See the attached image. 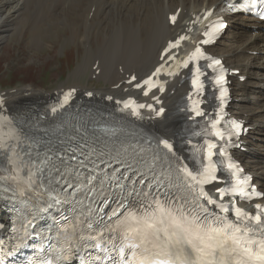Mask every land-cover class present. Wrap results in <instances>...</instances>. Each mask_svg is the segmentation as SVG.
I'll return each mask as SVG.
<instances>
[{
  "label": "bare ground",
  "instance_id": "bare-ground-1",
  "mask_svg": "<svg viewBox=\"0 0 264 264\" xmlns=\"http://www.w3.org/2000/svg\"><path fill=\"white\" fill-rule=\"evenodd\" d=\"M177 8L178 20L171 26L168 15ZM209 8L221 14L226 10L224 0H0V23L5 18H19L17 22L23 24L27 16L32 28L41 26L44 22L63 26L67 25L71 13H79L83 29L79 42L82 40L81 45L85 52L75 72L90 70L92 74L94 70H91V66L93 62H97L98 73L95 78L102 80L106 88L94 89L93 96L102 100L105 95L119 98L131 95V85L137 81L126 84L125 75L134 73L138 80L147 75L159 63V54L166 41L172 39L177 32H183L187 23L198 12ZM226 18L230 27L213 46V51L227 65L240 69V74L248 78L242 83H234L231 110L251 127L243 138L248 151L241 153L240 158L246 169L252 173L254 181L264 191V31L257 29L254 21L243 16L233 15ZM94 28L101 29L104 33L95 50L90 43ZM34 37L32 48L42 50L45 42L40 36ZM253 50H257L259 54H251ZM76 87L81 92L90 90L87 86ZM169 90L173 92L164 96L168 114L161 121L149 124L166 136H171L180 125L178 115L173 111L185 87L183 83L172 82ZM25 91L16 89L5 93L6 104L14 109L23 101L43 100L46 96L43 91L36 89H29L28 93ZM250 94L253 96L250 97ZM255 103L259 105L251 106ZM241 104L246 109L244 112L240 109ZM47 115L46 106L32 114L33 122L40 129V135L35 141L39 138L52 140L63 131L56 122L42 123L41 120ZM7 136L0 128V142H4ZM104 175L111 177L110 172H105ZM5 216L0 208V221Z\"/></svg>",
  "mask_w": 264,
  "mask_h": 264
},
{
  "label": "snow or ice",
  "instance_id": "snow-or-ice-1",
  "mask_svg": "<svg viewBox=\"0 0 264 264\" xmlns=\"http://www.w3.org/2000/svg\"><path fill=\"white\" fill-rule=\"evenodd\" d=\"M264 3V0H261ZM257 0H251V6L255 8ZM248 7L247 3L243 5ZM210 15V13H209ZM173 21L175 17L172 18ZM225 27L222 21H217L212 28L205 32L204 35L207 39H204L201 43L208 44L220 31ZM181 39H184L181 37ZM178 47V43H170L169 49ZM167 51V50H166ZM205 53L200 46H197L195 50L190 54L188 59L183 62L184 68H189L190 63L193 64L192 72V86L195 90H199L203 87L200 80V66L198 61L204 58ZM213 64L220 65L221 61L213 60ZM157 73L160 72L158 68ZM175 75V73H169ZM135 79V78H133ZM216 84L222 85L225 83L223 73L216 78ZM144 85H149L148 91H151L152 87H156L152 83L151 78L144 81ZM140 87L141 85H137ZM160 91H163V86H159ZM71 92L67 93L64 98V102L67 103ZM145 95L148 94L146 91ZM228 95L227 89L222 88L220 91L221 101ZM159 102V101H157ZM134 104V102H132ZM132 104L126 103L125 108H132V114L139 115L138 108H144L146 105L140 104L136 107H132ZM149 109H152L151 105H147ZM56 111L55 108L52 109ZM163 109H160L157 114L162 113ZM192 111L197 116L203 115L200 111L198 102L194 103ZM223 109L221 108V112ZM8 122L7 117L2 118ZM10 123V122H9ZM220 124V119H215L211 122L212 131L209 135L218 139H223L221 131L218 130L217 125ZM233 126L237 129V135L241 125L233 122ZM165 148H170L167 141H162ZM203 151L205 153L204 159L207 161L203 165V170L196 172L189 171L186 167L181 171L184 174L187 183V188L194 196L193 200H184L183 203H177L167 193L164 195V199L159 198V191L152 194L151 198L149 193H142L133 189L128 192V195L120 200H114L116 207L112 209L111 217H115V221L112 225H105V231L119 232L127 243L125 247L130 249V257H126L124 247L119 250V260L115 261V264H248L249 261H256L259 264H264V219L259 213H264V208L260 204L255 207L258 210V214H250L245 212L240 207L235 205L231 206V211L234 215V219L229 218L226 215H219L215 212H209L207 207L198 203L200 198H205L207 204H212L218 207L221 212L229 213L230 206L227 203H217L216 200L208 198V193L205 191L203 185L211 180L215 179L213 175L215 165L213 163V157L215 155L214 149L217 148L216 143L211 139L204 141ZM15 146H13L14 148ZM0 150L6 151L7 145L0 142ZM14 155H17L14 153ZM72 159H76L75 156ZM6 162L15 163L11 157H6ZM49 163V158H45L42 161L43 165ZM79 166L84 167V161H79ZM229 168L234 167L233 164L228 165ZM131 168V165L128 166ZM0 170L8 171L0 167ZM15 175L9 174L3 179L16 182L17 190L21 183L26 184L29 189H32L36 185L34 179L36 173L29 169L27 178H23L19 175L20 169L17 167L14 169ZM42 172L43 169H40ZM59 171V170H57ZM70 168H65L64 172H60V178L56 180L57 183L61 182V178L64 179L66 188H72L73 184L67 181L65 173L70 172ZM80 173L77 172V178L80 177ZM106 179L107 175L105 176ZM114 179L115 177H111ZM96 176H89L88 181L91 184L96 180ZM51 183V180L49 181ZM104 180L100 181V184H104ZM141 179L139 183H143ZM248 185V180H238L230 190L226 189L219 191L220 201H224L227 195L242 193L244 187ZM123 188V185H119ZM243 186V187H242ZM40 187H43L41 184ZM151 187V184L149 185ZM159 189V185L157 186ZM5 192L9 191L8 188L3 189ZM93 188H86L83 184L76 185V191H93ZM135 193V196H133ZM23 195V192H21ZM257 196H261V193H256ZM133 197L132 200H128V197ZM136 197H139L137 199ZM177 200L180 198L177 197ZM59 202V201H57ZM195 203V207H191V204ZM123 210V211H121ZM254 221V225L249 223ZM91 227V225H89ZM249 233H255L259 235V239L256 235L250 236ZM100 236H103V231L100 232ZM80 239H97V237H80ZM139 240V243L136 241ZM151 245V248L148 247ZM93 247L99 248L100 244L96 243ZM152 249H156L153 251ZM139 250V251H137ZM62 259L68 260L69 256H63ZM95 261L101 260L100 256L93 258ZM112 260L114 258L107 257ZM2 264V262H0ZM46 264H52V261H47ZM85 264H91L90 261H86Z\"/></svg>",
  "mask_w": 264,
  "mask_h": 264
},
{
  "label": "rangeland",
  "instance_id": "rangeland-1",
  "mask_svg": "<svg viewBox=\"0 0 264 264\" xmlns=\"http://www.w3.org/2000/svg\"><path fill=\"white\" fill-rule=\"evenodd\" d=\"M25 18L23 24L17 22L19 18H5L0 23V90L6 92L16 88H32L46 93L58 84L81 83L85 84L82 86L106 88L102 80L95 78L90 81L89 71L75 72L77 65L82 62L80 59L83 54L82 40L79 42L83 33L79 13H71L67 25L63 26L44 22L32 28L27 16ZM103 35L101 29H93L90 42L93 50L100 45ZM34 36H40L45 42L40 51L32 48ZM240 109L243 112L246 110L242 104Z\"/></svg>",
  "mask_w": 264,
  "mask_h": 264
}]
</instances>
